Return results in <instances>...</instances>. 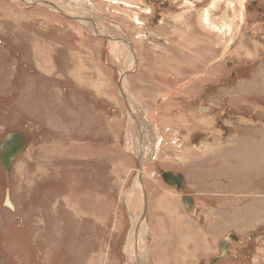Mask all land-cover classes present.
Instances as JSON below:
<instances>
[{
    "label": "rangeland",
    "instance_id": "1",
    "mask_svg": "<svg viewBox=\"0 0 264 264\" xmlns=\"http://www.w3.org/2000/svg\"><path fill=\"white\" fill-rule=\"evenodd\" d=\"M10 132L0 264H126L143 192L144 263L264 264V0H0Z\"/></svg>",
    "mask_w": 264,
    "mask_h": 264
},
{
    "label": "water",
    "instance_id": "2",
    "mask_svg": "<svg viewBox=\"0 0 264 264\" xmlns=\"http://www.w3.org/2000/svg\"><path fill=\"white\" fill-rule=\"evenodd\" d=\"M25 144H26V138L22 134L17 133V132L8 133L6 137L1 141L0 143V164L3 167L4 173L6 176L8 175L10 167L14 159L16 158V156L23 151ZM140 168H141V165H140ZM161 177L167 184L174 186L178 190L182 189L183 175L181 173H173L170 171H166L161 174ZM137 179H138V182L142 184L140 171L138 172ZM181 202L185 210L187 212H191L189 211V209H191L193 205L192 199L188 196H185L182 198ZM145 207H146V197H145V193L143 192V211L139 218L141 221L143 217L145 216ZM229 236L232 237L233 239L236 238L233 234H229ZM227 244L228 242L226 240H223L219 244L220 254L222 256L226 253Z\"/></svg>",
    "mask_w": 264,
    "mask_h": 264
},
{
    "label": "bare ground",
    "instance_id": "3",
    "mask_svg": "<svg viewBox=\"0 0 264 264\" xmlns=\"http://www.w3.org/2000/svg\"><path fill=\"white\" fill-rule=\"evenodd\" d=\"M24 2H26L27 3V0H23ZM40 2V1H39ZM216 2H218V1H216ZM215 2V3H216ZM223 2V1H222ZM228 2V1H227ZM212 3V2H211ZM230 4H231V2H229L228 3V5L230 6ZM215 6H216V4H215ZM55 9H59L56 5H55ZM149 11V10H148ZM150 14H151V12H150ZM222 18L223 19H220V20H223L224 22H225V25L226 24H228L227 23V21H228V19L227 18H225L224 16H222ZM217 20H219V18L217 19ZM90 24L91 23H93V20H91L90 19V22H89ZM222 23V22H221ZM106 24V23H105ZM224 24V23H223ZM230 27H231V22H230ZM90 26V25H89ZM158 26H159V24H158ZM160 28V27H159ZM201 28V27H200ZM96 31V30H95ZM112 37V36H111ZM121 41V40H120ZM128 47H127V51L131 54V55H133L132 56V59H134V61H135V59H136V55H135V53H134V51L131 49L130 50V48H129V44H126ZM140 111V110H139ZM148 115V114H147ZM144 116H145V114H144ZM135 117H137V115H135ZM143 116L140 114L137 118H142ZM148 117V116H147ZM187 117V116H186ZM145 118V117H144ZM149 118V117H148ZM152 118V117H151ZM146 120H147V118H145ZM184 119V118H183ZM151 120V119H150ZM145 121V120H144ZM152 121V120H151ZM150 121V122H151ZM165 122V121H164ZM195 122V121H194ZM145 123L147 124V121H145ZM152 127V126H151ZM142 133V132H141ZM150 134V133H149ZM142 137V136H141ZM157 137V136H156ZM130 139V138H129ZM154 142V141H153ZM149 143V142H148ZM151 145V144H150ZM155 149H156V147H155ZM189 151V150H188ZM186 152V151H185ZM11 168V167H10ZM137 183L138 184H140L139 182H138V179L135 181V186H136V188H137ZM135 186H133L132 188H130V190H128V192H127V197H126V203H127V205L129 204V205H131V209L133 210V209H135V211H136V213L134 214V215H136L137 213H138V208H140V194H138V189H136L135 188ZM140 188L141 189H143V186L141 185L140 186ZM140 214V213H139ZM139 217V215H136V217L134 216V220H132L133 221V226H132V229L130 230V232H129V238H128V240L126 241V243H125V245H124V247H125V250H124V253L126 254V256H127V263L126 264H138V262L139 261H142V263H144V261H146V258H145V260L143 259V257H142V255H141V249L139 250V248H140V245H139V240H140V232H141V228L143 227V224H144V220L143 221H141L140 219V221L138 220V217ZM138 220V221H137ZM134 221H135V223H134ZM221 221V220H220ZM52 222V221H51ZM52 224V223H51ZM175 226V225H174ZM173 226V227H174ZM172 227V228H173ZM219 228V227H218ZM170 229V228H169ZM42 230V229H41ZM162 233V232H161ZM165 234V233H164ZM163 234V235H164ZM170 234H171V232H170ZM169 234V235H170ZM162 235V236H163ZM53 236H54V234H53ZM162 236H160V240L161 241H163V239H165V238H168V237H166V236H164V238L162 239ZM51 239H54L55 237H50ZM56 240V239H55ZM41 241V240H40ZM165 242V241H164ZM134 245H136V248H137V251H135V247H134ZM127 248V249H126ZM186 251V250H185ZM137 257V261L135 262V258ZM141 259V260H140ZM184 260V259H183ZM182 260V261H183ZM140 264V263H139ZM144 264H146V263H144Z\"/></svg>",
    "mask_w": 264,
    "mask_h": 264
},
{
    "label": "crops",
    "instance_id": "4",
    "mask_svg": "<svg viewBox=\"0 0 264 264\" xmlns=\"http://www.w3.org/2000/svg\"><path fill=\"white\" fill-rule=\"evenodd\" d=\"M224 23H225V22H224ZM217 29H221V28H218V27H217ZM230 33H231V32H230ZM229 35H230V34H229ZM196 40H197V38H196ZM196 40H195V41H196ZM225 42H227V41L225 40ZM225 42H224V43H225ZM228 42H229V40H228ZM197 44H198V43L195 42V45H197ZM191 45H193L192 36H191ZM185 46L188 47L189 44H186ZM197 48L199 49V46H198V45H197ZM197 54H198V52H197ZM187 65H188V66H191L189 63H187ZM193 66H194V65H193ZM189 77H190V78H189ZM189 77H186L187 79L189 78V81L192 80V79H195V78H196V77L193 75V73H191V74L189 75ZM186 83H188V82H186ZM189 97H194V95L192 94V96H189ZM137 119H140V118H137ZM203 121H204L203 119H202V121H200V119H199V120H196L195 122H193V124L195 123L196 125H200V124H202V123L205 122V121H204V122H203ZM190 125H191V124H190ZM187 150H188V149H186V151H187ZM141 185H142V184H141ZM156 243H158V242H156ZM158 247H159L158 244H155V243L153 244L152 248H153V251H155V253L158 252ZM156 248H157V249H156ZM170 249H172V248H170ZM156 255H158V254H156ZM156 255H155V256H156ZM164 258H165L166 260H167V259H168V260H169V259H175V254H172V255H165Z\"/></svg>",
    "mask_w": 264,
    "mask_h": 264
},
{
    "label": "flooded vegetation",
    "instance_id": "5",
    "mask_svg": "<svg viewBox=\"0 0 264 264\" xmlns=\"http://www.w3.org/2000/svg\"><path fill=\"white\" fill-rule=\"evenodd\" d=\"M4 171V170H3ZM237 238H235V240H236ZM228 245V244H227Z\"/></svg>",
    "mask_w": 264,
    "mask_h": 264
}]
</instances>
